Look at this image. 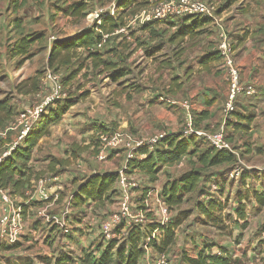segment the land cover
Segmentation results:
<instances>
[{"label": "crops", "instance_id": "crops-1", "mask_svg": "<svg viewBox=\"0 0 264 264\" xmlns=\"http://www.w3.org/2000/svg\"><path fill=\"white\" fill-rule=\"evenodd\" d=\"M74 1L78 0H20L17 7L11 6L6 11L8 22L2 13L1 59L4 57V50L8 56L7 44L13 43L12 39L7 43L8 38L17 39L25 35L43 34L44 38L31 46L30 58L22 61L19 56L8 58L16 60L20 67H25L31 60L40 62L38 58L41 50L45 52L43 62L45 65L53 40L72 37L81 30L91 27L95 22L88 15L97 9L114 16L117 0H86L90 12L83 18H75L65 13V8ZM227 1L215 0L216 5L219 4L217 16L233 39L235 65L241 82L253 84L259 90L258 95L237 101L235 111L223 115V104L229 94L228 73L218 62L204 66L199 63L205 53L216 48V34L212 21L196 28V33L192 35L173 38L172 34L180 26L187 27L191 23L190 20L184 24L183 20L174 18L143 26L135 19V15L140 11L134 15L124 16V26L111 34L112 46L105 47L102 53V58L112 65L108 68L102 65L94 68L90 59L82 63L68 82L71 88L68 92L71 98L69 101L71 100L73 104L61 121L51 126L50 135L41 139L34 150L46 152L51 160L47 170V173L51 170L47 178V188L54 197L50 206L63 198L60 210L68 203L71 205L69 199L71 195L66 196L70 192V187L76 189L82 179L92 173L119 172L126 161L125 151H113L110 162L99 161L95 157L93 140L100 131H117L135 143L138 141L147 143L150 137L162 132L163 128L174 126L176 119L178 120L182 114L185 115V105H189L196 118L201 112L208 113L201 125L213 127L222 121L228 141L244 157L250 173L258 170L257 174H264V154L258 155L254 149V146L264 147V0H235L231 1V4L230 2L226 4ZM12 18H17L19 28L14 27ZM35 48L38 50L34 53ZM79 52L80 59L74 61L70 70L77 68L79 61L85 57L82 50ZM133 59L136 67L135 77L129 79L126 74L120 76L118 72L123 69L121 63ZM35 70L37 71V67ZM34 74L22 77L21 80ZM179 83H182V86L177 88ZM41 92L32 95V99ZM165 98L173 99L174 105H167L163 100ZM244 115H249L250 120H241ZM166 132L176 131L172 129ZM79 158L84 161L77 160ZM120 158L123 159L121 162ZM60 167L67 169L68 172H58L62 170H57ZM77 176L81 178L73 182ZM44 179L47 183V179ZM37 186L38 182L33 181L32 199L39 203L43 201ZM251 186L262 189L258 181L253 182ZM156 192L158 194V190ZM93 204L95 203L89 201L79 204L77 208L82 206L90 208ZM42 205L46 206V203L43 202ZM115 206L114 211L117 209L116 201ZM71 208L74 209L72 205ZM2 209L3 205L0 202V216ZM56 233L54 235L59 236ZM77 242L83 248L82 252L91 246L86 247L82 238H77ZM147 251L149 249L146 247L144 258ZM67 252L77 258L82 255L78 252L76 255L75 251ZM57 254L54 253L53 256Z\"/></svg>", "mask_w": 264, "mask_h": 264}, {"label": "trees", "instance_id": "trees-1", "mask_svg": "<svg viewBox=\"0 0 264 264\" xmlns=\"http://www.w3.org/2000/svg\"><path fill=\"white\" fill-rule=\"evenodd\" d=\"M231 1L233 2L235 0H228L226 4L229 2L231 4ZM146 6L147 2L144 0H117L114 16L109 15L107 12H103L100 23H94L91 27L81 30L72 37L53 40L49 48L46 64L47 69L52 70L53 72H59L63 67H70L74 64L76 59H80L81 55L79 50L83 51L85 57H83L82 61H79L77 68L68 71L62 76L63 85L68 84L76 74L77 70L82 66V63L87 59H90L94 68L100 65L108 68L112 63L103 59L102 53L104 52L105 47L112 46L110 39L111 34L116 29L124 26V16L134 15L142 9H145ZM64 11L69 16L83 18L90 12V8L86 0H78L70 3ZM179 19L183 20L184 24L188 20H190L191 23H189L187 27L184 25L180 26V28L172 34L171 37L173 38H178L179 36L187 34L192 35L196 33V28L211 21L210 18L202 15L188 16ZM156 22L161 21H150L142 25L148 26ZM187 29L190 31H187ZM102 34L109 35L103 43L102 49L92 50L101 42ZM43 38V34H31L19 37L9 48V57L13 58L19 56L21 57V61L30 58L31 46L37 40H42ZM213 62H218L220 64V55L216 48L215 50L205 53L199 61L203 66ZM118 73L120 76L125 75L123 69H120ZM42 76L43 70L39 69L33 76L17 82L14 85L15 93L23 96L39 93L42 89ZM180 86H182V83H179L177 88ZM69 99L71 98L68 94V98L56 103L53 107L49 108L47 112L43 113L37 123L23 138L22 142L10 152V155L4 157L0 162V188L6 189L11 197H25L27 189L32 186L33 181H37L40 178L38 173L41 172L42 168L37 164V161H33V155L36 153L34 150L39 145L41 139L50 135L51 126L59 123L65 112H67L73 104ZM202 114H205V112ZM13 115L14 110L11 105V100L8 97L0 99V125L11 120ZM207 115L208 113H206L204 117H207ZM191 116L194 129L208 132L215 131L197 127L195 124L196 117L192 111ZM250 118L249 115H244L241 117V120H250ZM101 132H112V130H102L99 133ZM98 134L93 140V147L98 144ZM225 138L227 139L226 134ZM197 141H205L208 143L204 138L197 137L195 134L184 136L182 133H168L155 144H145L137 147L134 150L133 157L127 159L126 172L128 174H140L142 177L146 176L151 183H154L157 180L158 173L162 167L182 162L185 156L193 153V147L191 148L190 144L191 146H195V142ZM209 146L210 148H207L199 156V161L204 167L232 165L238 161V157L234 153L226 149H216L210 144ZM232 149L235 150L233 147ZM93 152L96 153V148H93ZM112 152L113 151H111L109 157ZM263 176L264 174L258 177L257 174L252 172H249L248 175H241V184L245 187V190L236 195V205L231 209H228V200L230 198L228 195H224L223 192L218 197L210 196L204 201H196L195 208L199 213V216L197 217L199 223L214 227L221 233L228 231L232 226L240 227L241 231L245 230L249 224L246 211L247 205L251 204L257 213L264 209ZM201 178V171L192 169L182 173L175 179L168 180L162 186L158 195L165 202L167 208L175 213H172L173 217L169 223L161 225L157 222L155 212H153V215L147 217L149 222L144 225L132 224L127 226L125 222H122L115 228L118 229L121 226L120 228L124 231V236L122 237L121 242H118V240L109 241L106 244L101 242V245H98L96 248L92 246V249L83 251L79 258L62 250L58 252L55 257L45 259L46 263L140 264L141 259H143L145 254L146 247H152V252L155 254L167 255L176 242L177 230L182 224L184 219L183 215H189V213H185L186 211L182 210L181 207L185 202L186 196L197 190ZM247 178L250 180L252 179L253 182L258 181L262 189H257L256 187L251 186L250 183H246L245 180H247ZM118 179V171L96 172L83 178L71 194L70 201L72 207L73 205L78 206L79 204L87 203L89 201L101 205L110 200L115 194H117L115 197V201L117 202L119 196L117 190ZM13 200L15 201L14 198ZM146 213L147 212H145V214ZM55 230L56 227H49L48 235L52 237L53 234L56 233ZM228 232L231 233V231ZM72 233L73 232L71 231L70 235L67 237H70ZM259 233L264 234V221L259 227ZM17 243L6 246L12 248L17 245ZM225 248L221 247L218 253L209 252L207 251L208 248L204 247V249L199 251L196 255L183 254L179 264H243L239 258L233 257L232 253ZM256 264H264V257L262 256L261 263Z\"/></svg>", "mask_w": 264, "mask_h": 264}, {"label": "rangeland", "instance_id": "rangeland-1", "mask_svg": "<svg viewBox=\"0 0 264 264\" xmlns=\"http://www.w3.org/2000/svg\"><path fill=\"white\" fill-rule=\"evenodd\" d=\"M19 1L20 0H0V16H3L2 13H4L5 17L7 18L6 22L9 21V17L6 16V11H8L11 6L17 7ZM144 1L147 2L146 9L152 8L157 3V0H151V2H148V0ZM210 2L213 3L216 7H218L219 5H216L217 2H215V0H210ZM16 20L17 18H12L14 27L19 28V24L16 22ZM137 22L140 23L138 19ZM9 24L10 23H8V27ZM205 31H208L207 28L205 29ZM10 39H12L14 43L16 38H8L7 43ZM13 43L9 45L7 44L8 50L13 45ZM2 47L3 46L0 45V49H2ZM36 50L38 49H33V52L35 53ZM5 52L6 50H4L3 59H1L0 57V99L8 97L11 100L14 115L11 120L0 125V154L7 151L17 137L16 131L11 129L12 121L14 120L16 114L19 111L23 110V108L37 103L40 99L39 96H35L32 99V95H18L17 93H15L14 85L17 82L21 81L22 77H26L29 74H34L36 71V67L37 70H43V74L46 70H49L47 69V63L45 65L43 63L45 52L41 50L39 53L40 56L38 58L40 62L38 61L39 63H37V60H31L26 63L25 67H20L21 65L19 66V64L16 63V60L13 61L9 59L8 51V56L5 55ZM36 64L38 65L36 66ZM134 64V59L130 62L126 61L121 63L123 72L129 79L131 77H135L136 67ZM68 71H70V67H63L57 73L63 76ZM172 102L173 99H170V102H167L166 104L174 105ZM202 113L203 112L197 114V118H195V124L197 127L207 128L213 131L222 129L226 134V130L222 125V121L217 123V125L213 127L201 125L203 117L207 112H205V114ZM223 115H226L224 110ZM184 117L185 115L183 114L179 116L178 120L176 119L177 122L176 124H174V126L163 128L162 132L170 131L173 129L174 131H176V133H182L185 129ZM190 147H193V153L185 156L182 163L178 162L171 166L162 167L160 172L158 173V178L154 183H151L149 178L146 176L142 177L140 174L136 175L139 188L135 189L133 197L135 198V200L136 198L140 199L138 200V203L135 204V210L144 211L146 209H150V212L146 211L147 213L144 214L147 215L145 216L147 218L149 215H153V212L159 215V195L156 191L158 190L159 193L162 186L168 180L175 179L182 173L192 169L201 171L202 178L197 190L194 193L186 196L185 202L181 207V209L186 211L185 213H189V215H183L184 219L177 230L176 242L172 246L170 252L166 255L167 261L165 264H179L181 262L183 254L196 255L199 251L204 249V247L208 248L207 251L215 253H218L221 247H226L225 249H228L232 253L233 257L239 258L241 263L243 264L261 263L262 256L264 257V234L259 233V227L264 221V209L261 212L257 213L251 204L247 205L246 211L247 217L249 219L248 227L245 230L241 231L240 227L232 226L228 230L231 231V233H229L228 231L221 233L214 227L200 224L197 220L199 213L195 208L196 201H204L210 196L218 197L222 192L224 195H228L230 198L228 200V209H231L236 205V195L238 193H242L245 190V187H243L241 184L240 177L242 174L248 175L250 172L247 169L249 166L245 162L244 157L239 152H237L239 160L232 165L204 167L199 161V156L207 148H210L209 144L205 141H197L195 142V146H191L190 144ZM254 149L256 154H264V147L257 148L256 146H254ZM47 155L48 154L46 152H36L33 155V161H37V164L42 168L41 172L38 173V176L44 177L46 179L49 177V172L51 171L50 170L47 173V170H49L48 164L49 161H51L49 159L50 157ZM75 157L77 158L79 156ZM252 157H254V155H252ZM77 160L84 161V159L82 158H79ZM121 160L123 159L120 158V162ZM125 160L126 158H124V161ZM106 161L110 162V157ZM124 164L125 163H123V165ZM118 165L120 166L121 164L118 163ZM122 166L120 167V169L122 168ZM237 166L241 169L240 176H236V173L233 171V168ZM59 169H62L58 171L60 173L62 171L68 172V170L65 168L60 167L57 170ZM252 173L257 174L258 170H255V172ZM257 175L258 177H260V174ZM80 178L81 177L77 176L76 178H74L73 182L78 181ZM245 182H249L251 185H253L252 179L250 180L249 178H247ZM45 186H48V179ZM74 190L75 188L70 187V192L66 194V196L71 195ZM33 191L34 189L29 187L27 189L25 197L12 196L17 204L22 205V220L24 222L25 228L28 231V235L22 237L20 242H18L17 245L12 247L11 249H9V247L7 248L6 245L0 246V264H47L45 259L53 258L54 253H58L64 249L72 253H74L75 251L76 255L77 252L82 254L81 250H83V248L77 242V238H82L84 240L83 244L86 245V247L91 245L88 249H92L93 247L96 248L98 245H101V242L106 244L109 241H122L121 239L124 236V231L122 228H120L121 226L118 229L113 230L109 237H107L103 233L101 227L102 222L116 208L115 197L117 196V194H115L104 204H93L90 208H86L84 206H82L81 208H77L76 205H73L74 209L71 210L67 222V225H69L73 233L70 237H64L60 228L47 222L44 216L45 214H57L58 211H60V203L63 202L64 198L59 199L54 205L45 207V205H42L43 202H34V200L32 199L34 193ZM172 213L175 214L174 212ZM48 227H56V230H58L56 235L59 234V236H55L53 234L52 237L49 236L44 240H41L38 237L39 230L41 228L46 229ZM148 249L149 251H147L146 257H143L144 259L142 261V264H154L155 262V253L152 252V247H148Z\"/></svg>", "mask_w": 264, "mask_h": 264}, {"label": "built area", "instance_id": "built-area-1", "mask_svg": "<svg viewBox=\"0 0 264 264\" xmlns=\"http://www.w3.org/2000/svg\"><path fill=\"white\" fill-rule=\"evenodd\" d=\"M217 9L210 0H157V3L150 9H142L135 15V19H138L141 24L150 21H166L174 18H183L188 16L202 15L211 19L213 23V29L216 34V49L220 55V64L223 69H226L228 73V85L229 94L224 104V112L226 115L235 111L237 101L256 95L259 90L253 84H244L239 78L238 69L235 65V52L233 48V39L229 32L226 31L222 21L217 16ZM112 13V12H111ZM103 10L97 9L90 13L88 17L95 23H100ZM108 34H102V40L92 50H101L103 43L108 38ZM53 38V37H52ZM42 92L39 95L40 99L37 103L31 104L23 110L19 111L12 121L11 129L16 131L17 137L10 148L0 154V162L10 152L19 145L23 138L27 135L30 129L37 123L41 115L56 103L61 102L68 98V92L71 89L67 85L62 84V75L53 72L52 70H46L41 79ZM166 102H170V99H163ZM173 103V102H172ZM185 129L182 132L184 136L195 134L197 137L204 138L211 146L216 149H226L235 155L238 154L232 149V146L225 138V132L221 129L214 132H208L203 130H196L192 126V116L189 105H185ZM168 133L159 132L148 140L147 143L138 141L133 142L124 134L112 131L101 132L98 134V144L93 148H96L95 157L99 161H106L111 151L123 149L126 153L125 164L119 170V179L117 184V190L119 196L117 199V209L112 212L101 224L103 233L109 237L115 228L125 222L127 226L132 224H142L149 222L145 217L146 209L144 211H136L135 204L140 198L133 197L135 189L139 188L136 175L128 174L126 172L127 159L133 157L134 150L141 145H152L159 142ZM239 160V158H238ZM238 162V161H237ZM240 168L234 167L233 171L236 176H240ZM37 191L41 197V200L46 203V206H50L53 200L52 195L45 185V179L40 177L38 180ZM36 191V192H37ZM52 195V196H51ZM159 198V215L157 216V222L161 225L169 223L173 217L172 212L167 208L165 202ZM71 200V196L69 198ZM0 202L3 205L2 214L0 216V245H12L20 242L21 238L28 235V231L24 226L22 220V206L17 204L13 198L7 193L6 189L0 188ZM45 206V207H46ZM70 203L66 204L60 212L57 214L49 215L45 214L46 221L52 225H56L62 231V234L67 237L71 233V228L67 225L69 215L71 213ZM153 212V211H152ZM49 227L46 229H40L38 237L41 240L47 238ZM154 264H165L167 261L166 255L154 254Z\"/></svg>", "mask_w": 264, "mask_h": 264}]
</instances>
